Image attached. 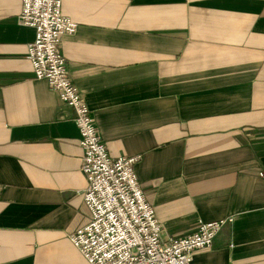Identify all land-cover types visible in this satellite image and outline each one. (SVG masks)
I'll return each mask as SVG.
<instances>
[{
    "label": "crops",
    "instance_id": "obj_1",
    "mask_svg": "<svg viewBox=\"0 0 264 264\" xmlns=\"http://www.w3.org/2000/svg\"><path fill=\"white\" fill-rule=\"evenodd\" d=\"M0 0V264H87L74 111L34 79V30ZM69 76L162 238L228 220L191 264H264V0H61Z\"/></svg>",
    "mask_w": 264,
    "mask_h": 264
},
{
    "label": "built area",
    "instance_id": "obj_2",
    "mask_svg": "<svg viewBox=\"0 0 264 264\" xmlns=\"http://www.w3.org/2000/svg\"><path fill=\"white\" fill-rule=\"evenodd\" d=\"M18 22L34 30L26 47L34 79L45 80L61 102L74 111L82 150V194L86 224L68 235L87 264H191L193 254L211 247L228 220L200 223L180 238H162L163 227L145 200L135 173L139 156L110 158L61 52V39L77 24L61 11V0H20ZM264 177V174H260Z\"/></svg>",
    "mask_w": 264,
    "mask_h": 264
},
{
    "label": "bare ground",
    "instance_id": "obj_3",
    "mask_svg": "<svg viewBox=\"0 0 264 264\" xmlns=\"http://www.w3.org/2000/svg\"><path fill=\"white\" fill-rule=\"evenodd\" d=\"M156 217V216H155ZM158 221V220H157ZM79 252V251H78ZM80 253V252H79ZM84 259V258H83Z\"/></svg>",
    "mask_w": 264,
    "mask_h": 264
}]
</instances>
